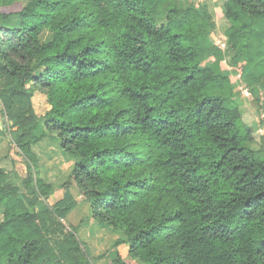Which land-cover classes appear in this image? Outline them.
<instances>
[{"label":"trees","instance_id":"1","mask_svg":"<svg viewBox=\"0 0 264 264\" xmlns=\"http://www.w3.org/2000/svg\"><path fill=\"white\" fill-rule=\"evenodd\" d=\"M172 1L30 0L12 11L15 0H0V104L28 170L25 193L0 167V264H92L63 222L78 205L72 188L120 234V264L122 243L141 264H264V150L249 145L230 77L203 65L225 55L209 38L208 2L201 12ZM223 7L234 64L253 60L264 0ZM36 92L50 105L40 117ZM46 134L75 162L64 197L41 211L56 189L34 150Z\"/></svg>","mask_w":264,"mask_h":264},{"label":"rangeland","instance_id":"2","mask_svg":"<svg viewBox=\"0 0 264 264\" xmlns=\"http://www.w3.org/2000/svg\"><path fill=\"white\" fill-rule=\"evenodd\" d=\"M30 0H15L10 5L12 11L20 10ZM208 2L210 10L214 14L216 28L209 30V38L220 46L224 52V59L219 60L210 57L203 65H208L219 71V73L230 77L231 82L238 92L236 98L242 110L243 121L252 128L253 141L249 144L254 150H264V52L261 49L260 55L253 60L241 58L234 64L232 58L234 51L228 50V37L226 30L230 22L224 15L225 0H173L171 4H195L203 12V6ZM166 3V2H165ZM51 33L43 32V38H49ZM258 43L254 45L257 50ZM251 85V86H250ZM34 107L40 117L50 105L45 95L36 92L33 98ZM17 133L11 129L7 119L3 117L0 104V167L7 169L10 173V182L20 186L23 192H27L22 182L28 175L27 162L20 152L16 140ZM34 150L39 155L42 164L39 163L40 175L47 182L56 185L53 194L48 198L42 197L37 204V209L44 211L53 209L54 204L65 195V188L62 184L67 180L75 162L73 157L66 155L60 147L59 141L53 134H46L35 146ZM43 167V170H41ZM74 198L78 205L67 215L63 222L69 228H78L79 237L89 248L92 264H120L115 262L116 254L112 248L119 233L107 228L105 225L91 218L89 203L85 197L72 188ZM1 214V213H0ZM2 218V216H1ZM113 249V250H112ZM122 258L125 264H141L131 260L126 249L122 250Z\"/></svg>","mask_w":264,"mask_h":264},{"label":"crops","instance_id":"3","mask_svg":"<svg viewBox=\"0 0 264 264\" xmlns=\"http://www.w3.org/2000/svg\"><path fill=\"white\" fill-rule=\"evenodd\" d=\"M39 156V155H38ZM40 159V158H39ZM40 164H42V160H40ZM43 165H42V168H41V170H43ZM43 178V177H42ZM44 179V178H43ZM52 183V182H51ZM119 238V236L117 237V239ZM116 239V240H117ZM115 240V241H116ZM115 243V242H114ZM117 249H118V251H119V254L122 256V250H124V249H126V251H127V255H129V245L127 244V243H122V244H120L118 247H117Z\"/></svg>","mask_w":264,"mask_h":264}]
</instances>
